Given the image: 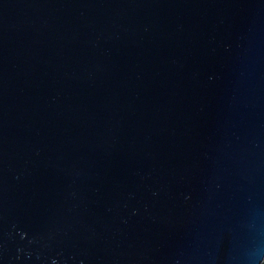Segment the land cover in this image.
Masks as SVG:
<instances>
[{"label": "water", "instance_id": "obj_1", "mask_svg": "<svg viewBox=\"0 0 264 264\" xmlns=\"http://www.w3.org/2000/svg\"><path fill=\"white\" fill-rule=\"evenodd\" d=\"M0 264H264V0H0Z\"/></svg>", "mask_w": 264, "mask_h": 264}]
</instances>
